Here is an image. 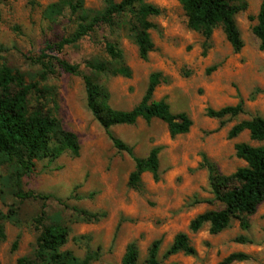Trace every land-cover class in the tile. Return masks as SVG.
Wrapping results in <instances>:
<instances>
[{"label": "rangeland", "instance_id": "1", "mask_svg": "<svg viewBox=\"0 0 264 264\" xmlns=\"http://www.w3.org/2000/svg\"><path fill=\"white\" fill-rule=\"evenodd\" d=\"M59 1L0 0V65L6 63L29 82L38 81L43 67L34 61L48 44L71 37L84 20L102 13L109 2L122 0H82L83 8L75 14L65 9L59 16L48 17V7ZM262 2L236 3L247 6L236 16L244 42L240 52L234 51L220 26L209 41L191 30L177 0L148 1L162 14L149 19L156 28L150 31L154 50L147 61L140 58L134 33L130 32L132 13L116 18L115 28L98 26L62 54L45 52L80 67L79 75H71L54 62V74L42 85L49 93L47 109L59 107L57 116L64 129L77 135L81 153L79 157L65 153L55 160L37 161L35 172L23 179L22 189L43 199L25 201L16 196L18 165L0 156V212L6 231V239L0 243L2 264L35 257L40 233L36 220L43 212L45 225H61L70 231L61 252H70L79 260L92 256L91 264H122L132 242L139 249V264H145L156 240L162 241L161 264H220L235 253L248 258L234 264H264V203L247 217V229L241 227L240 220H234L218 235L210 233L209 224L196 234L189 231L198 215L223 208L219 202L207 203L214 195L209 171L201 167L203 156L220 174L229 176L246 166L236 156L237 144L264 145L252 141L248 131L229 138L234 126L257 117L264 119V52L253 34ZM106 41L122 49L131 78L98 74L89 68V64L109 62ZM153 72H161L167 79L157 87L153 100L165 99L174 114L186 113L193 126L189 133L175 138L157 119L150 124L139 120L135 125L111 128L139 158H146L154 147L162 148L160 180L145 173L142 187L136 190L128 185L135 163L114 147L107 131L95 120L88 108L83 77L90 76L108 90L112 108L130 111L143 99ZM240 103L244 112L235 117L213 119L206 115L209 108L220 110ZM80 211L100 218L91 220ZM179 233L189 235L196 254L165 258Z\"/></svg>", "mask_w": 264, "mask_h": 264}, {"label": "trees", "instance_id": "2", "mask_svg": "<svg viewBox=\"0 0 264 264\" xmlns=\"http://www.w3.org/2000/svg\"><path fill=\"white\" fill-rule=\"evenodd\" d=\"M150 0H122L120 3L109 2L107 8L100 14L92 17L88 22L84 20L78 25L77 31L71 37L62 39L58 43L48 44L41 56L34 62L41 63L43 69L38 81L29 82L20 72L13 71L6 63L0 65V156H4L11 163L19 167L16 179V196L21 201L28 199H43L33 192L26 193L22 189L23 179L35 172L37 161L60 158L65 153L79 157L81 145L77 135L64 129L61 119L57 116L59 107L47 109L46 100L49 93L42 85L54 74L56 66L71 75H79L80 67L61 57H54L45 52L62 54L66 47L76 45L84 37L92 34L98 26L115 28L116 18L132 13L133 22L130 32L134 33L135 43L139 56L147 61L154 50V43L150 31L156 25L150 22L151 17L162 14L157 6L148 3ZM181 5L187 20L188 27L202 34L209 41L217 27L223 32L235 52L244 47L240 31L236 23L238 13L246 10V4H236L239 0H177ZM83 8L82 0H60L50 5L47 15L54 18L70 9L72 14ZM253 34L260 42V50L264 52V0L260 6L257 24ZM105 52L109 62L89 64V68L98 74H109L112 77L131 78V70L124 64V52L112 42L106 41ZM50 53V54H51ZM47 60L46 62H43ZM118 63L119 66L115 64ZM211 72V71H209ZM86 89L88 108L95 120L107 131L114 147L127 153L134 161L135 168L129 176L128 185L132 189L142 187V176L151 173L156 181L160 180V153L161 147H154L146 158H139L133 149L122 140L115 137L111 128L124 125H135L139 120L150 124L157 119L165 123L172 138L189 133L193 121L186 113L174 114L168 102L163 99L153 100L157 87L166 83L167 79L161 72H153L149 78L148 88L141 102L130 111H121L112 108L109 104L108 90L96 83L90 76L83 77ZM243 104L235 107L228 106L220 110L208 109L207 117L224 119L235 117L243 113ZM248 131L252 141L264 143V119L257 117L234 126L229 132V138L238 137ZM236 156L246 163L234 174L224 176L220 174L215 164L203 156L202 168H207L210 174L209 182L214 195L213 201L223 205L221 210H208L194 218L189 226L191 233H198L204 225H210V233L218 235L228 229L234 220L241 221V227L247 229V217L254 215L264 203V145L253 147L249 144H237ZM1 164V161H0ZM83 216L91 220H99L97 214L80 211ZM36 220L39 226L37 250L35 257H22L18 264H91L94 258L88 256L84 260L77 259L70 252H61L67 244L70 231L61 225H45L43 217ZM4 217L0 212V243L6 239L3 224ZM162 241L152 243L145 264H161L159 253ZM17 248V244L14 245ZM177 254L194 256L195 248L191 245L187 233L176 235L172 245L164 254L165 258ZM248 258L243 253H235L225 258L220 264H234ZM0 264L1 261H0ZM122 264H139V249L135 242L128 245L122 258Z\"/></svg>", "mask_w": 264, "mask_h": 264}]
</instances>
